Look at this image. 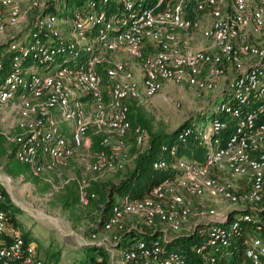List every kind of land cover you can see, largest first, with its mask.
Segmentation results:
<instances>
[{
	"label": "built area",
	"instance_id": "1",
	"mask_svg": "<svg viewBox=\"0 0 264 264\" xmlns=\"http://www.w3.org/2000/svg\"><path fill=\"white\" fill-rule=\"evenodd\" d=\"M69 1L27 0L23 8L21 0H0V123L15 159L38 174L90 149L92 129L105 134L109 152L93 156L88 170H122L147 142L138 127L135 154L114 153L110 145L109 135L123 145L130 131L129 101L145 103L166 83L212 90L223 78L234 103L217 102L214 110L235 120L231 134L222 139L218 134L226 123L215 119L198 131L204 162L156 161L155 168L172 167L178 174L146 197L115 206L102 233L91 234L87 245L115 250L121 233L137 225L128 226L125 218L136 216L146 227L159 228L164 239L201 225L207 240L195 249L200 264H264L260 232L245 236L241 261L230 262L231 253L222 261L219 253L230 246L240 222L264 204V104H257L264 101V41L250 38L264 30V0H113L110 10L103 7L108 0L74 7ZM21 25V34L6 37ZM186 196L229 207L210 208L206 221L185 228L191 215ZM80 200L87 202L83 191ZM4 201L0 188V264H45L35 243L11 224ZM232 211L240 214L229 219ZM119 252L125 264H186L176 253L157 254L141 239Z\"/></svg>",
	"mask_w": 264,
	"mask_h": 264
},
{
	"label": "trees",
	"instance_id": "2",
	"mask_svg": "<svg viewBox=\"0 0 264 264\" xmlns=\"http://www.w3.org/2000/svg\"><path fill=\"white\" fill-rule=\"evenodd\" d=\"M82 1L83 0H70L69 5L74 7L81 4ZM114 6L115 2L113 0H108L103 7L106 10H110L113 9ZM4 49L5 44H0V55L4 52ZM4 61L6 64V57ZM225 101L231 104L234 103L227 93L223 94L221 99L218 100V102ZM261 103L264 104V101H257V104ZM128 107L130 131L122 140L129 146L127 152L129 155H133L137 151L135 145L136 128L139 127L146 131L147 142L145 147L141 151H138L131 159L129 168L126 169V166H124L122 170H119H126L125 174L117 181L111 179L87 178L85 180L86 185L83 189H80L81 180L83 178H80V180L77 178L66 179L55 194V201L57 204L63 210L69 212L72 218H81L83 215L90 216L91 225L88 227L89 235L102 233L103 226L112 214L113 208L115 206H120L124 199L135 200L144 198L161 182L167 179H173L178 174V171L172 167L164 169L155 168L154 163L156 161L164 160L168 164H172L178 160L202 163L205 159L206 150L198 136V131L205 129L207 127L206 125H201L200 127V124L195 121L196 119L194 120L190 117L185 119L172 131L165 132L161 129L155 130L152 128L151 118L147 116L136 101H129ZM200 114L203 115L201 112ZM208 117L211 122L218 119L226 123V127L218 134L222 139H226L231 134L235 126V120L215 110H212L207 118ZM187 129L191 130L190 134H186ZM88 135L91 139L90 152L93 156L101 151L109 152V146L103 144L105 134L90 129ZM14 150V144L9 143L0 132V158H7V166H11V168L8 169L10 174H20L23 173L26 168L28 169V167L15 159ZM0 188L5 198L2 206L8 212L11 224L20 226L16 217L18 213L17 208L12 204L3 188L1 186ZM81 191H83L84 197L87 200L85 204L80 200ZM77 210L80 211V214H76ZM251 213H253L251 220L240 222L239 231L231 239L230 246L226 250H219V253H222L224 256L221 258L222 261L226 260L227 253H231L229 256L230 262L241 261L243 258L242 243L245 236L249 233L257 232L264 235V204L256 212ZM239 214V211H232L228 216L229 219H233ZM256 223H260L261 230H257ZM130 224L137 225L121 233V239L115 246L119 251L122 250L124 252L127 249H132L136 239H141L149 248L154 249L159 255L176 253L184 259L186 264H200V257L195 253V249L203 245L207 240V233L205 231H199L201 225L196 226L188 233H181L164 239L162 231L159 228H148L138 221L127 223L128 226ZM22 235L24 239L28 240L27 235ZM46 252L48 254V250H46ZM83 254L85 258L81 264H111L110 262L113 260L108 249L97 244L86 245L83 249ZM119 258L123 260L124 256L122 253H119ZM45 264L50 263L46 262Z\"/></svg>",
	"mask_w": 264,
	"mask_h": 264
},
{
	"label": "rangeland",
	"instance_id": "3",
	"mask_svg": "<svg viewBox=\"0 0 264 264\" xmlns=\"http://www.w3.org/2000/svg\"><path fill=\"white\" fill-rule=\"evenodd\" d=\"M21 3L23 8H27V0H21ZM23 30L24 25L16 27L6 37L21 34ZM250 38L254 41H264V30L251 35ZM135 73L137 75L136 71ZM226 90L227 80L223 78L218 79L214 89L206 91L197 90L186 84L180 86L171 84L166 86L165 84L157 95L145 100V103L137 102V104L151 118L152 128L155 130L172 131L190 117L196 119L200 127L201 125L209 127L211 120L207 116L214 110L217 99L225 94ZM202 111L203 115L200 114ZM5 130L4 125L0 123V132H5ZM118 139L109 135L114 153L128 151V144L123 141L124 144L120 145ZM92 161L93 154L90 149H81L62 162H54L51 168H44L38 174L27 168L23 173L10 174L8 169L11 166H7V158H0V186L17 208L19 219L31 229H27V232L35 236L36 239H33V242L36 247L42 252L48 248L57 253V257L63 254L64 259L75 256L73 264H81L85 258L83 249L91 238L88 233V227L91 225L90 216L72 218L69 212L57 204L55 194L66 179L80 180V178L87 179L94 176L117 181L126 171L113 170L104 171L100 175L93 174L88 170ZM130 163L131 160L126 163V169L129 168ZM186 200L189 202L191 215L184 223L185 228H190L195 222L206 221V212L210 208L225 212L229 207L225 202L208 197L186 196ZM76 214H80V211L77 210ZM137 220L139 219L136 216H128L124 221L126 224ZM109 254L115 261V251L110 250ZM119 264H125V261L121 260Z\"/></svg>",
	"mask_w": 264,
	"mask_h": 264
},
{
	"label": "crops",
	"instance_id": "4",
	"mask_svg": "<svg viewBox=\"0 0 264 264\" xmlns=\"http://www.w3.org/2000/svg\"><path fill=\"white\" fill-rule=\"evenodd\" d=\"M230 73H231V71H229ZM169 84H171V83H166V86L167 85H169ZM171 85H173V84H171ZM183 85H185V84H183ZM178 86H180V85H178ZM220 86V85H219ZM226 93V92H225ZM223 95H221V97H222ZM221 97H219V99H217V102H218V100H220L221 99ZM201 113H203V111L201 112ZM61 126H62V128H63V130H64V132L66 133V134H68L69 135V128L67 127V125L65 124V123H62L61 124ZM17 219H18V221H19V223H20V228H21V232H22V234H25V235H27V238H28V240H30V241H33V239H36L35 238V236L32 234V233H30V232H27V229L28 230H31V229H29V226L27 225V226H25V224L19 219V217H18V215H17ZM23 223V224H22ZM46 250H48V254H47V252H46ZM46 250H44L43 252H42V250H40L38 247H37V251H38V253H39V255L45 260V263L47 262H49L50 264H73V262H74V260L76 259V257L75 256H70V257H67L68 259H64L63 257V254L62 255H60V257H57L58 256V254L57 253H54V252H52L50 249H46ZM113 251H115V254H116V260L114 261V260H111V264H119L120 263V261H121V258H119V250L118 249H116L115 248V250H113ZM42 253H44L43 255H41Z\"/></svg>",
	"mask_w": 264,
	"mask_h": 264
}]
</instances>
